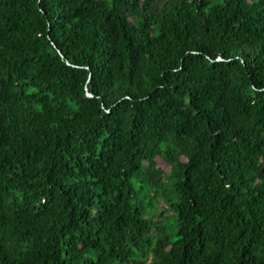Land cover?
Returning a JSON list of instances; mask_svg holds the SVG:
<instances>
[{
    "label": "trees",
    "instance_id": "16d2710c",
    "mask_svg": "<svg viewBox=\"0 0 264 264\" xmlns=\"http://www.w3.org/2000/svg\"><path fill=\"white\" fill-rule=\"evenodd\" d=\"M0 264H264V0H0Z\"/></svg>",
    "mask_w": 264,
    "mask_h": 264
}]
</instances>
